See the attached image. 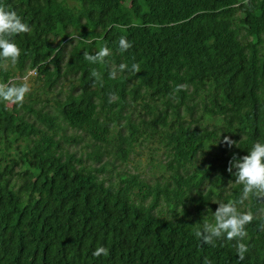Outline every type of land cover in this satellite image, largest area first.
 <instances>
[{
  "label": "trees",
  "instance_id": "trees-1",
  "mask_svg": "<svg viewBox=\"0 0 264 264\" xmlns=\"http://www.w3.org/2000/svg\"><path fill=\"white\" fill-rule=\"evenodd\" d=\"M0 7L31 29L0 86L32 70L39 82L0 100V264H264V193L245 196L228 171L264 142V0ZM145 148L169 157L154 183L118 170ZM229 202L253 216L247 236L203 244L196 230Z\"/></svg>",
  "mask_w": 264,
  "mask_h": 264
},
{
  "label": "clouds",
  "instance_id": "clouds-1",
  "mask_svg": "<svg viewBox=\"0 0 264 264\" xmlns=\"http://www.w3.org/2000/svg\"><path fill=\"white\" fill-rule=\"evenodd\" d=\"M30 32V26L23 21L15 10L0 7V60H10L15 63L21 55V48L12 38L18 34ZM131 47L132 43L127 38H120L119 52H127ZM109 55L110 50L103 47L95 55H87L86 59L95 64L103 61ZM132 69L136 71L138 66L133 65ZM112 75L115 77V73ZM29 90L27 84L18 87L0 86V100L21 104ZM225 139L229 146L234 143L227 138ZM228 171L233 173L236 182L243 186L245 196L264 193V142H255L248 154L242 158L234 155ZM218 204L219 207L214 212L213 220H204L202 227L195 232L196 237L203 244L209 245H213L216 240L222 239L242 241L247 236L246 226L251 223L253 216L238 210L234 203ZM237 251L240 259L243 260L248 248L245 244L240 243ZM93 255L96 257L108 256L109 250L105 247H99L93 252Z\"/></svg>",
  "mask_w": 264,
  "mask_h": 264
},
{
  "label": "rangeland",
  "instance_id": "rangeland-1",
  "mask_svg": "<svg viewBox=\"0 0 264 264\" xmlns=\"http://www.w3.org/2000/svg\"><path fill=\"white\" fill-rule=\"evenodd\" d=\"M35 74V71H30L25 76L16 77L15 79L19 80L20 82L15 83L13 80H11V86L18 87L27 84L30 90L34 87H39V82L34 79ZM71 84L72 81L69 79L63 80L62 89H64L65 92L68 91ZM8 104L11 106L13 103L8 102ZM156 151L158 153H151L148 148H145L142 151L140 150V155H136L134 160L128 166L120 165L118 170L120 171L127 168L132 173H137L141 170V176L154 183L155 179L160 176L162 170H164L165 165L169 160V157L165 155L164 150ZM152 158H154V164L151 163ZM116 176L117 172H114V178H116Z\"/></svg>",
  "mask_w": 264,
  "mask_h": 264
}]
</instances>
